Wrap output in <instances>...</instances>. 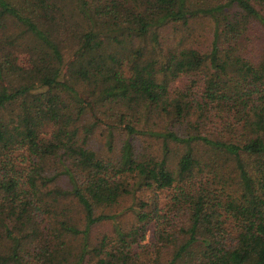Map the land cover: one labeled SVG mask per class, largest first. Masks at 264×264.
Listing matches in <instances>:
<instances>
[{
	"label": "trees",
	"instance_id": "obj_1",
	"mask_svg": "<svg viewBox=\"0 0 264 264\" xmlns=\"http://www.w3.org/2000/svg\"><path fill=\"white\" fill-rule=\"evenodd\" d=\"M0 264H264V0H0Z\"/></svg>",
	"mask_w": 264,
	"mask_h": 264
},
{
	"label": "rangeland",
	"instance_id": "obj_2",
	"mask_svg": "<svg viewBox=\"0 0 264 264\" xmlns=\"http://www.w3.org/2000/svg\"><path fill=\"white\" fill-rule=\"evenodd\" d=\"M151 238H152V227L148 226L147 230L145 231V241H149Z\"/></svg>",
	"mask_w": 264,
	"mask_h": 264
}]
</instances>
